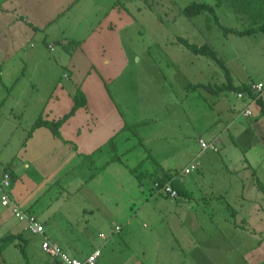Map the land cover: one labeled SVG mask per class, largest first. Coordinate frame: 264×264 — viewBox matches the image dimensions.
<instances>
[{
    "label": "rangeland",
    "instance_id": "1",
    "mask_svg": "<svg viewBox=\"0 0 264 264\" xmlns=\"http://www.w3.org/2000/svg\"><path fill=\"white\" fill-rule=\"evenodd\" d=\"M85 1L80 11L73 10L71 14L62 16L50 26L42 25L35 30L32 29L33 33L25 37L21 50L25 53L37 50L43 59L58 62L60 78L55 69L49 70L46 66L34 71V79L27 73L21 75L20 84L11 91L10 96L20 94L26 102L24 105L22 103L19 105L23 107L20 111L22 116L15 121V126L11 120L10 126L3 124L0 144L5 137H9L3 156L16 154L13 152L17 148V141L26 140L24 136L30 131L29 124L33 122L36 104L46 100L42 116L45 118L51 108L52 98L49 99L48 96L52 93L54 96L61 91L64 84L69 83L63 82L65 81L63 76L67 75L63 71L69 66L70 53L67 54L64 48L54 44L51 51L48 48L49 43H54L56 37L58 40L68 38L66 36L73 31H77L76 35L82 37L104 19L102 15L98 17L92 11L94 0ZM105 1L100 5H104ZM217 2L218 0H123L118 16L111 13L110 17L102 21L94 34L89 37L85 50L82 51L83 55L86 54L85 59L79 51L74 55L73 60L78 67H82L86 61L89 67L92 65V71L85 78L82 87L89 102L84 109L78 110V112L85 110L88 112H85L87 113L85 116L81 115L84 123L79 126L92 132L96 131L95 134L103 128H113L116 130L114 135L120 134L115 140L118 153L121 155L130 147L129 152L132 150L131 154L134 157L135 142H137L135 129H123L124 126L150 120L152 124L149 128L162 129L164 126L177 133L180 128L179 120L175 123L172 117H165L167 110L165 105L178 111L185 105L184 102L179 104L176 99L183 81L182 75H186L182 74L186 60L181 57V48L175 42L178 37L196 44L211 41L220 56L222 52H229L231 49L238 59L235 63L231 60L232 63L229 65V72L232 73L233 78L243 81L249 78L261 79L259 76L264 75V55H262L264 40L240 37L227 31V27L244 31L247 22L235 16L225 3L216 5ZM191 3L212 5L217 20L208 11L187 18L183 14V9ZM109 26L113 27L112 32H109ZM226 56L228 58L230 55ZM27 59L32 61L34 57ZM28 60L26 56L21 59L27 63ZM204 60L210 63V67L214 66L219 73L224 74L213 61L207 58ZM65 65L66 67H63ZM23 66L24 64L20 63L21 69ZM80 76H82L81 69L74 72V81H79ZM207 77H209L208 73L204 80ZM57 80L59 85L55 87ZM65 89L68 90L70 87ZM196 96L198 95H193L197 98ZM195 98L189 99V102ZM198 99L204 102V99L200 97ZM234 99H230V105L235 104L236 108L237 101L234 102ZM63 105H66L65 102ZM63 108L65 107H61L60 110ZM232 113L235 116L233 111ZM6 114L3 105L0 108V121ZM214 119L213 114L212 117L204 116L202 120ZM181 120L186 121L184 118ZM215 120L220 123L218 127L220 129L226 125L223 117ZM260 125L255 124L253 127L260 130ZM95 126H98L96 130ZM140 127L142 126L136 130L138 133ZM212 127L215 129V125ZM238 127L242 129L247 128L248 125L239 118L234 126L229 128V132L234 135ZM145 129L147 127L143 131ZM38 136L40 142L58 147L55 152L60 150V153H66L70 150L68 145L63 148L62 139L52 136L45 128ZM64 136L66 135L62 137ZM65 138L72 140L68 135ZM136 138H139V135ZM241 138L247 141V137ZM98 139L101 137L98 136ZM126 140L129 142L127 143ZM101 147L103 153L99 158L93 159V164L87 161L83 166L73 165L69 173L63 169V160H59V164L55 166L60 172L59 181L42 195L39 208L52 212V222L58 236H66L70 239L72 236L76 240H83L85 236L96 238L97 234L102 233L108 237L114 226L124 225L133 219L135 252H146L154 257L152 264H264L262 209L257 208L248 216L240 213L232 215L231 209L236 208L237 199H226V201H219L213 197L203 199L198 193L197 198L194 196L193 200H190L191 209L186 211L182 209L177 213L182 226V229H179V224L172 220L170 214L171 208L175 206L171 203V198L154 190L138 187L135 177L126 167L135 165L132 157L124 158V166L118 164L110 166L105 171L101 169L104 161L111 156L108 144L102 143ZM13 159L20 167L17 172L21 179V173L24 172L22 159L20 156ZM115 167L118 168L116 174ZM41 168L47 173L48 166L41 165ZM28 175L33 180L46 177L34 171H29ZM179 176L180 172L176 173L178 179ZM192 177L197 178V175L194 174ZM262 183L264 186V182ZM148 192L157 196L151 198ZM237 210L239 211V208ZM247 210L246 207L243 213H247ZM234 224L243 229L237 228L234 231L230 226ZM66 227H71L72 230H64ZM145 237L152 242L151 245ZM106 251L107 248L104 252Z\"/></svg>",
    "mask_w": 264,
    "mask_h": 264
},
{
    "label": "crops",
    "instance_id": "2",
    "mask_svg": "<svg viewBox=\"0 0 264 264\" xmlns=\"http://www.w3.org/2000/svg\"><path fill=\"white\" fill-rule=\"evenodd\" d=\"M103 1L94 0L92 2V11L95 12V15L98 17L102 15L104 17L102 21L108 19L111 13L118 16L121 12L123 0H106L104 5H100ZM85 3V0H0V61L2 62L0 64V106L2 107L4 105L7 111L6 116L2 117L0 121V132L2 131L4 123L10 126L12 121L13 126H15V121L22 116L20 111L23 110V107L19 105L20 103L22 105L25 104L24 97L20 94L10 96L11 91L20 84L22 80L21 75L27 73L30 78L34 79V71L41 66H46L49 70L55 69L58 72V77L60 74L58 62L43 59L37 50L27 53L21 50V45L24 43L25 37L33 33V30L36 28L42 27V25L50 26L62 16L71 14L73 10L75 12L80 11L81 6H84ZM221 3H225L235 16L237 15L240 19L245 20L247 27L249 26V21L245 15L235 13L224 0ZM102 21L92 31H89L82 37L76 35L77 31H73L66 36L68 38L58 40L56 37L54 43H49L55 46L59 45L62 49L64 48L63 50L67 54L70 53L69 66H63L66 67V71L64 70L63 72L67 73V75L63 76L65 78L63 82L69 83L64 84L61 91L54 96L53 93L51 96H48L49 99L52 98L50 101L51 108L44 119L55 120L68 113L73 107V98L78 88L85 93L82 89L83 82L91 73L92 65L89 67V63L86 61L82 67H78L73 58L77 51H79L80 55L82 54L89 37L94 34L95 29L99 27ZM217 23H219V20ZM109 28V32H112L113 27L109 26ZM226 29L233 28L227 27ZM240 37H252L254 39L260 38L264 40V33L260 32L253 35H242ZM73 42L79 43L74 49L71 47ZM206 42L218 54L212 42ZM203 43L205 42L201 44ZM179 47L181 48V57H184L186 60L182 73L186 75H182L183 81L179 87V94L176 99L179 104L184 102L183 104L185 105L179 111L170 109L165 105V108L168 110H165V117H172L175 123L179 120V131L173 133L171 128H164V126L162 129L160 127H156L155 129L149 128L150 124H152L150 120L137 122L142 123L139 125L142 127H140L141 130L139 133L137 131V135L135 136V140H137L135 142V157L131 154L133 152L132 150L129 152L130 147L121 155L118 153V146L115 140L119 138L120 134L114 135L116 130L113 128H103L97 134H95L96 131L92 132L90 129L81 128L79 125L84 123L81 115H87L85 113L88 112L87 110L80 112L77 110L60 128L59 136H54L50 132L52 136L62 139L61 146L63 148L66 145L70 147V150L66 153H60V150L55 152L54 150L58 147H54L50 143H42L38 140L40 137L38 136L39 132L45 127L37 128L29 134L31 131L30 128L29 133L24 136L26 140L24 142L22 141L23 143L17 141V148L13 152L16 154L3 156V151L7 146L9 137H5L2 140V144H0V173L4 170L10 173L12 177L11 192L13 196L23 209L35 214L44 227V236L51 242L59 245L70 256L83 259L96 248H101V256L97 264L153 263L154 257L149 256L146 252H135V221L133 219L127 221L124 225L114 226L112 233L107 237L109 239L107 241L99 238L98 235L102 233L97 234L96 238L85 236L83 240H76L72 236L71 239L66 236H58L52 222V212L39 208L40 200L43 197L42 195L59 181L60 176L58 175L60 172L55 167L59 164V160H63V169L67 170V173L73 169V165L74 167L75 165L83 166L87 161L93 164V159L99 158L103 153L102 143L107 145L108 137L111 135L114 136L112 137L119 161H114L113 154L109 151L111 152V156L101 166V169L104 171L110 168V166L123 165L125 163H123L125 157H132L135 165L133 167H126L131 175L135 177L137 185L140 188L143 186L139 185L136 178L138 173L159 175L162 170L173 172L170 180L172 182L176 180V184L182 190V195L174 200L170 199L171 203L175 204L171 208L170 214L172 220L176 224H179V229H182V226L177 213L182 209L184 211L191 209L190 200H193L194 196L197 198L198 193L202 195L203 199L210 197L218 199L219 201L237 199L238 202L235 204L236 208L231 209L232 215L240 213L241 215L247 214L248 216L257 208L264 211V186L262 183L264 182V126H262L264 124V114L258 111L256 106L250 105L247 99L237 98L236 93L231 89L215 93L212 88H203L200 86L188 93V85L199 84L215 87L216 85H227V81L225 80L224 74L219 73L214 66L210 67V63H207L204 57L196 56L189 50L181 46ZM227 54L230 55L228 58L226 56ZM221 55L218 54L228 70L230 68L229 65L233 61L235 63L238 60L231 49L229 52H222ZM24 56H26V60H28L27 57H34V59L32 61L28 60V63L26 61L23 62L21 59ZM85 57L86 54L83 55L84 59ZM20 63L24 64L22 69L20 68ZM80 69L82 71L81 79L74 81V72L80 71ZM207 73L209 77L204 80ZM230 75L232 84L235 86L241 83L250 85L251 83H256V81L264 84V75L259 76L261 79L253 80L249 78L247 81L241 79L235 80L232 73ZM39 81L41 82V79ZM58 81L55 87L59 85ZM68 86L70 89L66 90L65 88ZM53 90L55 91V88ZM194 94L198 95L196 96L197 98L193 97ZM84 95L87 100L86 105H88V96L86 93ZM198 97L204 99L205 104ZM192 98L195 99L189 102V99ZM231 98H235L234 102L235 100L237 101L236 108L235 104L232 105L233 107L230 105ZM45 101H39L36 104L37 107L33 116V122L29 124L30 127L33 126V123L38 117L43 116ZM63 102L66 105H63ZM249 105L251 106L250 108L253 114L250 117H244L242 111ZM61 107L65 108L60 110ZM232 111L235 113V116ZM213 114L215 119L224 118L226 125L222 129L218 128L220 123H217L215 119L212 121L202 120L204 116L212 117ZM181 118L186 119V121H182ZM239 118L246 121L248 127L242 129L238 127L235 130L236 132H234L235 134L232 135L229 132V128L234 126ZM255 124H261V129L258 130L253 127ZM213 125H215V129L212 127ZM98 126H95L94 129L96 130ZM139 126L136 130L139 129ZM145 127L149 129L143 131ZM10 132L12 133V130ZM63 135H68L72 140L65 138L66 136H64V139L62 137ZM138 135L139 138H136ZM98 136L101 139H98ZM241 137H247V141H243ZM198 139L213 142L219 150L217 152L208 150L201 151ZM126 142L128 143L129 141L126 140ZM19 156L22 159L24 168V172L21 173V179H19V172H17L20 170V167L15 164L13 159V157ZM193 160L199 161V168L190 175H183L181 173L182 170ZM41 165L48 166L47 173L41 168ZM137 166L139 167L138 173H134L131 169ZM115 168L116 174L118 168ZM29 171L37 172L38 175H46V177L33 180L28 175ZM178 171L180 172L179 179L176 177V173H179ZM194 174L197 175V178L192 177ZM191 177L193 181L192 179L189 180ZM142 183L144 184V182ZM148 196L154 198L157 195L155 194L154 196L148 192ZM246 207L248 209L247 213H243ZM237 208H239V211ZM230 226L234 231L237 228H241V226H236L235 224ZM115 227H120L119 232H115ZM143 227L145 228V225ZM68 229L72 230L71 227H66L64 230ZM9 234L21 235L23 239L21 243L25 246L28 264H58L57 261L51 259L42 251L40 245L43 237L26 233L23 230V224L12 216L10 209L0 205V237ZM146 237L145 240L148 241ZM18 243V241H14L2 249L0 252V264H27L18 249ZM148 244L151 245L152 242L148 241ZM106 248L107 251L104 252Z\"/></svg>",
    "mask_w": 264,
    "mask_h": 264
},
{
    "label": "trees",
    "instance_id": "3",
    "mask_svg": "<svg viewBox=\"0 0 264 264\" xmlns=\"http://www.w3.org/2000/svg\"><path fill=\"white\" fill-rule=\"evenodd\" d=\"M223 0H218L216 5L220 4ZM228 6L237 14H242L247 17V20L249 21V26L247 29L244 31H238V30H233V29H226L229 32L234 33L235 35H253L256 33L263 32L264 33V0H224ZM203 11H208L211 14L214 15V19L217 20V17L215 16V11L213 6H209L205 3H191L183 9V14L187 18H192ZM176 44L179 46L189 50L191 53H193L196 56H202L204 58H207L211 61H213L224 73L225 80L227 81V85H216L215 87H208L206 85H188L187 86V92H192L198 87H203V88H212L213 92H221L223 90L231 89L233 90L236 94L237 93H242L244 94V98H251L253 95L250 92L249 85L241 83L240 85H233L232 80H231V75L228 70V68L224 65L223 61L220 59L218 54L215 52V50L207 43L203 44H195L189 42V40L185 38L178 37L176 39ZM79 45L77 42H73L72 48H76ZM87 104L86 97L82 90L80 88L77 89V92L73 98V107L71 110L64 114L62 117L55 119V120H47L42 118L41 116L36 119V121L33 123V126L31 127V131L29 134L32 133L37 128L45 127L47 128L54 136H59L60 128L64 125V123L73 116V114L81 109L85 108ZM258 104L262 108V112L264 114L263 110V103L259 99ZM142 123H135L131 125H126L123 127V129H135V136L137 135L136 128ZM135 125V127H134ZM134 127V128H132ZM121 131V130H120ZM114 137V136H113ZM113 137L108 139V145L110 148V151L113 154V159L114 161L118 160L119 161V156L117 157L116 154V146L113 142ZM140 142V141H139ZM138 166L136 168L131 169L134 173H138ZM172 172L167 171V170H162L159 175H145L143 173H138L136 175V178L139 182V185L143 186L142 182H158L159 184H162L164 182H167L172 178ZM12 178V177H11ZM176 181V180H175ZM173 181L171 182L173 189L177 192V197L182 195V190L180 189V186L176 184V182ZM184 194V192H183ZM167 196V195H165ZM176 197V198H177ZM172 199V198H171ZM175 199V198H174ZM22 237L21 235H5L3 237H0V252L2 251L3 248H5L7 245L11 244L14 241H18V249L25 259L26 263L28 264V259L25 251V246L22 244Z\"/></svg>",
    "mask_w": 264,
    "mask_h": 264
},
{
    "label": "built area",
    "instance_id": "4",
    "mask_svg": "<svg viewBox=\"0 0 264 264\" xmlns=\"http://www.w3.org/2000/svg\"><path fill=\"white\" fill-rule=\"evenodd\" d=\"M48 48L52 51L53 45L49 44ZM250 92L252 93V97L247 98L250 105H254L257 107L258 111L262 112L261 106L258 104V100L260 99L263 103V110H264V84L261 82L251 83L249 85ZM237 98L242 99L244 98V94L237 93ZM246 107L242 111V115L244 117H250L253 112L250 108L251 106ZM199 146L201 151H212L217 152L219 149L213 142H207L204 139H198ZM200 164L198 160H193L189 163L183 170V175H190L197 171ZM172 180L159 184L158 182H144L143 188L144 189H151L155 192L162 193L167 195L169 198H176L177 192L173 189ZM12 188V178L9 172L2 171L0 173V205L4 208L10 209L12 216L23 224V230L30 234L43 237L41 242V249L42 251L48 255L51 259L57 261L58 264H97L98 259L101 256V248H96L90 254H88L83 259H78L75 257L70 256L67 254L59 245L54 242H51L48 238L44 236V227L38 218L32 212L23 209L20 204L17 202L15 197L11 192ZM115 232H119L120 227H115ZM99 238L104 241L109 240L105 235L99 234Z\"/></svg>",
    "mask_w": 264,
    "mask_h": 264
}]
</instances>
